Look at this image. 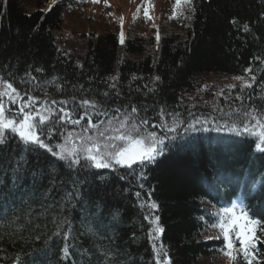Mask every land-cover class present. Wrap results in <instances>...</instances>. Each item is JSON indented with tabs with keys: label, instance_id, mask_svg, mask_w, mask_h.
Listing matches in <instances>:
<instances>
[{
	"label": "trees",
	"instance_id": "obj_1",
	"mask_svg": "<svg viewBox=\"0 0 264 264\" xmlns=\"http://www.w3.org/2000/svg\"><path fill=\"white\" fill-rule=\"evenodd\" d=\"M75 1L47 8L0 0V77L41 99L95 100L110 116L136 106L157 125L163 108L169 123L168 114L183 123L169 134L175 139L165 154L143 169H69L46 150H27L10 139L0 147V264H16L17 258L22 264H156L153 243L163 244L171 264H201L225 247L223 237H204L218 221L214 207L239 199L264 223V153L255 148V137L242 134L238 113L227 115L241 103L264 104V0H193L195 11L189 10L181 30L160 37L156 53L148 51L155 36L120 44L110 30L93 34L84 50L61 48L57 37ZM249 67L257 77L251 89L225 88L222 98L214 87L198 85L207 74L247 76ZM238 94L246 99H236ZM194 119L209 122L186 132ZM234 122L241 132L228 130ZM56 127L52 144L71 129ZM234 183L238 194L231 190ZM142 201H155L158 208L141 207ZM155 216L164 231L153 232L154 241L149 232ZM260 241L256 251L264 264Z\"/></svg>",
	"mask_w": 264,
	"mask_h": 264
},
{
	"label": "snow or ice",
	"instance_id": "obj_2",
	"mask_svg": "<svg viewBox=\"0 0 264 264\" xmlns=\"http://www.w3.org/2000/svg\"><path fill=\"white\" fill-rule=\"evenodd\" d=\"M55 2L56 0H53V3ZM92 2L98 3L99 0H92ZM184 7L195 11L193 0H175L170 18L184 15L182 11ZM145 15L148 13L145 12ZM244 30L248 31L247 25L244 26ZM156 38L159 40L158 34ZM120 41L121 43L124 41L123 31H121ZM255 59L260 60L261 58L256 57ZM244 71L248 73V78L240 75L233 79L240 82V89H251L257 77L253 74L251 67ZM32 79L36 78L32 77ZM110 79L115 81L117 78ZM155 80H160V77H155ZM110 86L113 89L117 88L115 82ZM228 88L229 90L237 88V84H230ZM151 90L149 89V91ZM104 95L107 96L108 93L105 92ZM218 95H224L223 90ZM26 96L27 99H25ZM236 99L243 102L246 97L238 94ZM247 99L251 101L252 97L248 96ZM259 99L264 101V90H262ZM69 104L72 107L60 106ZM100 107L101 105L95 100L76 101L75 98H72L49 101L28 93L22 95L11 82L0 77V147L6 146L10 139H15L27 150H46L69 169L79 166L81 168L118 170L121 167L131 169L133 165L137 164L143 169L147 165L155 163L158 157L165 154L169 143L175 139V136L169 134L175 133L178 124L183 123L178 120V114H168L172 117L171 123H169L165 119V109L163 108L159 112L160 123L157 125L151 124L147 117L140 116L139 113L143 109L136 106H132L130 111L123 112L117 108L111 116L107 110L101 112ZM233 112L238 113L237 119L242 122V134L255 137V148L264 153V104L258 106L255 103L247 105L241 103L239 108L230 109L227 115L231 116ZM78 113L82 114L77 115ZM93 116L97 118L104 116L107 119H97V122L93 123ZM85 120L87 122L82 124V121ZM208 122L207 119H194L188 123L185 131H197V124L203 126ZM57 124L61 128L65 124L80 125L81 127L78 132L73 127L72 131H68L66 134L61 133L62 142L52 144L50 138H53L54 133H59ZM157 127L165 129L166 133L157 132L155 130ZM226 127L229 131L241 132V128L235 122L230 126L226 125ZM150 128L153 130H149ZM140 175L144 176L143 171ZM141 187H143L142 184ZM67 195L71 200L79 193H68ZM136 195L139 197L140 193L137 192ZM148 195L150 196L151 193ZM141 207L156 209L158 205L155 201L151 203L142 201ZM218 216V223L213 227L219 228L223 234L225 242V247L222 249L223 254L232 260L242 261V264H254V262L261 264L256 249L257 244L261 242L260 236H264V223L250 216L242 201L233 202L231 207L219 209ZM159 219V216H155L151 221L154 227L149 232V238L154 241L158 237L153 236L152 233H163L164 231L158 224ZM64 223H68V221L65 219ZM258 226L260 227V236H257ZM70 231L71 225H69ZM235 241L239 242V247L236 246ZM153 250L156 264H171V258L167 256L163 244L157 248L153 243ZM64 253L68 254L67 247L64 248ZM16 264H22L19 258H17Z\"/></svg>",
	"mask_w": 264,
	"mask_h": 264
},
{
	"label": "rangeland",
	"instance_id": "obj_3",
	"mask_svg": "<svg viewBox=\"0 0 264 264\" xmlns=\"http://www.w3.org/2000/svg\"><path fill=\"white\" fill-rule=\"evenodd\" d=\"M24 2L29 6L46 4L47 8L53 4V0H24ZM174 4L175 0H99L98 3H93L92 0L79 1L67 6L64 25L57 41L61 48L66 47L67 49H65L71 52L84 50L88 38L93 34L97 35L108 30L117 33L119 38L123 31L124 39L138 35L148 38L155 36L156 38L157 34L160 39L163 34L171 30H181L184 21L190 16L189 9L184 7L182 9L184 15L170 18ZM145 12L148 15H145ZM148 47L149 52L156 53L159 48L157 38L155 43ZM245 78H248V75ZM233 83H236L237 86L240 84L234 79L225 78L219 74H207L198 79V85L203 88L214 87L218 91L228 88V85ZM12 84L21 92L17 85ZM23 93L21 92V94ZM222 96L225 95H220V97ZM79 129L80 127H77L76 131L78 132ZM68 131H72V129ZM220 236L223 234L217 227H212L204 235L205 238ZM261 238L264 240V237ZM235 243L239 247V242L235 241ZM234 261L225 256L222 251L212 257L202 258L201 264H232Z\"/></svg>",
	"mask_w": 264,
	"mask_h": 264
},
{
	"label": "bare ground",
	"instance_id": "obj_4",
	"mask_svg": "<svg viewBox=\"0 0 264 264\" xmlns=\"http://www.w3.org/2000/svg\"><path fill=\"white\" fill-rule=\"evenodd\" d=\"M234 181H235V182H238V179L235 178ZM231 188H232L231 190H232L235 194H238V193H239V185H238V184H235V183H234V184L232 185Z\"/></svg>",
	"mask_w": 264,
	"mask_h": 264
}]
</instances>
